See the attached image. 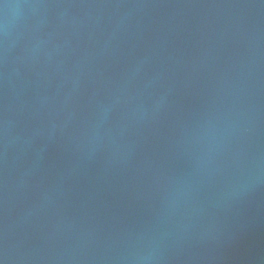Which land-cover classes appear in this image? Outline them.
Masks as SVG:
<instances>
[{
  "label": "water",
  "instance_id": "obj_1",
  "mask_svg": "<svg viewBox=\"0 0 264 264\" xmlns=\"http://www.w3.org/2000/svg\"><path fill=\"white\" fill-rule=\"evenodd\" d=\"M0 264H264V0H0Z\"/></svg>",
  "mask_w": 264,
  "mask_h": 264
}]
</instances>
